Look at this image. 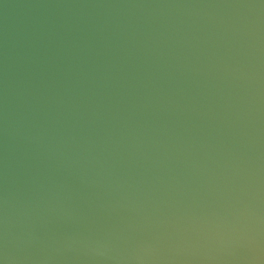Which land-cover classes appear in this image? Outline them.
Returning a JSON list of instances; mask_svg holds the SVG:
<instances>
[{
  "label": "water",
  "instance_id": "water-1",
  "mask_svg": "<svg viewBox=\"0 0 264 264\" xmlns=\"http://www.w3.org/2000/svg\"><path fill=\"white\" fill-rule=\"evenodd\" d=\"M0 264H264V0H0Z\"/></svg>",
  "mask_w": 264,
  "mask_h": 264
}]
</instances>
